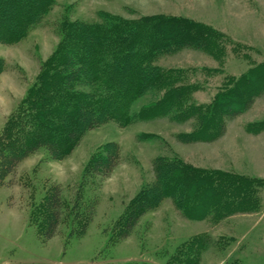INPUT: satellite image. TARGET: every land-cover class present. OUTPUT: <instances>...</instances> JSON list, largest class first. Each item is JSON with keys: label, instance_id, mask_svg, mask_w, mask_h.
<instances>
[{"label": "rangeland", "instance_id": "1", "mask_svg": "<svg viewBox=\"0 0 264 264\" xmlns=\"http://www.w3.org/2000/svg\"><path fill=\"white\" fill-rule=\"evenodd\" d=\"M100 12L127 19L183 16L222 33L226 52L221 59L181 48L156 60L160 66L192 72L191 82L200 85L192 93L198 103L209 102L226 75L239 76L264 61V0H56L24 39L0 43L5 63L0 74V130L34 81L40 61L55 48L61 18L92 22L100 19ZM234 45L243 48L236 52ZM148 98L141 96L133 108ZM190 128V121L166 116L138 119L126 126L109 120L86 131L65 158L50 159L40 148L22 159L0 183V264H167L194 237L205 241L197 264H264V187L258 209L216 222L185 218L164 198L140 217L126 238H114V224L128 201L152 181V160L157 155L176 153L196 166L264 179V92L229 120L225 133L213 142L177 140V133ZM108 142L117 144L119 163L105 179L83 178L90 156ZM51 186L60 188L67 211L77 199L78 207L93 209L83 233L78 234L63 215L55 234L49 239L43 236L37 206Z\"/></svg>", "mask_w": 264, "mask_h": 264}, {"label": "trees", "instance_id": "2", "mask_svg": "<svg viewBox=\"0 0 264 264\" xmlns=\"http://www.w3.org/2000/svg\"><path fill=\"white\" fill-rule=\"evenodd\" d=\"M55 3L0 0V43L11 45L24 39ZM99 18L92 22L61 18L55 48L40 61L34 81L0 130V183L22 159L40 148L50 159L67 157L86 131L109 120L121 126L158 116L190 121V130L177 133V140L213 142L225 133L229 120L250 108L264 92V61L250 65L239 76L226 75L206 103L193 98L200 85L191 82L192 72L156 64L159 57L181 48L221 59L226 38L207 24L163 14L127 19L100 12ZM241 48L234 45L232 50ZM242 56L249 58L246 53ZM4 65L0 57V74ZM147 94L149 100L134 109L133 104ZM119 158L117 144L105 143L90 156L82 177L107 178ZM152 173V181L141 186L115 222L116 240L126 238L140 217L164 198L185 218L216 222L258 209L264 187L262 178L196 166L176 153L155 156ZM48 190L37 206L43 236L49 239L55 234L63 215L78 234L83 233L93 209L78 207L77 199L67 211L60 188ZM204 244L201 237L190 239L167 264H197Z\"/></svg>", "mask_w": 264, "mask_h": 264}]
</instances>
